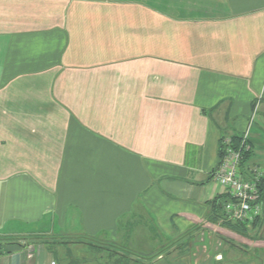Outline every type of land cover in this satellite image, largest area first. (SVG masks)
Masks as SVG:
<instances>
[{
  "label": "crops",
  "instance_id": "obj_1",
  "mask_svg": "<svg viewBox=\"0 0 264 264\" xmlns=\"http://www.w3.org/2000/svg\"><path fill=\"white\" fill-rule=\"evenodd\" d=\"M257 104L247 178L264 0H0V264H264L209 219Z\"/></svg>",
  "mask_w": 264,
  "mask_h": 264
},
{
  "label": "built area",
  "instance_id": "obj_2",
  "mask_svg": "<svg viewBox=\"0 0 264 264\" xmlns=\"http://www.w3.org/2000/svg\"><path fill=\"white\" fill-rule=\"evenodd\" d=\"M258 110L259 104L255 107L252 120L242 135V141L238 148H234L230 138H225L223 141V154L214 172V179L228 195L223 206L224 222L252 223L262 215L264 210L259 188L260 182L264 178V166H254L250 170L249 178L242 172L244 152L249 149L251 127Z\"/></svg>",
  "mask_w": 264,
  "mask_h": 264
},
{
  "label": "trees",
  "instance_id": "obj_3",
  "mask_svg": "<svg viewBox=\"0 0 264 264\" xmlns=\"http://www.w3.org/2000/svg\"><path fill=\"white\" fill-rule=\"evenodd\" d=\"M225 136H223L222 140H221V147H220V151H219V158H221L222 154H223V141L225 140ZM232 140V144L234 146V148H238L241 144L242 141V136H232L230 138ZM251 141H249L248 146L249 149L247 151L244 152V158H243V162H242V167L247 164L253 155V150H252V146H251ZM260 193H261V200L262 203H264V178H262L260 185ZM228 199V195H223V196H219L216 199H214L209 206L212 209V213L210 216V222L217 224L221 221H223L225 219L224 217V211H223V206L225 201ZM223 228H226L234 233H236L237 235L244 237V238H251L254 239V237L256 236H252V234H250V231H254L255 234H262L264 233V210H263V214L261 217L257 218L254 222L252 223H233V222H224L221 223ZM192 231L186 235V237L180 238L178 240H170L168 241L166 244H164L161 248H158L153 254H151V256H144L141 259L143 260H153L159 256H169L172 255L175 251L181 249L184 246H187L190 244V241H192V235H191ZM259 234V235H260ZM261 237V236H259ZM258 237V238H259ZM262 238V237H261ZM1 248V247H0ZM2 250V249H1ZM108 252L110 253V258L112 259L115 255H119V252H116L114 250H108ZM117 253V254H116ZM131 254H120L119 257L120 259L117 260V262H115L116 264H150V263H143L139 260H133L132 258H130ZM114 264V263H111Z\"/></svg>",
  "mask_w": 264,
  "mask_h": 264
},
{
  "label": "rangeland",
  "instance_id": "obj_4",
  "mask_svg": "<svg viewBox=\"0 0 264 264\" xmlns=\"http://www.w3.org/2000/svg\"><path fill=\"white\" fill-rule=\"evenodd\" d=\"M262 214H263V212H262ZM262 216V215H261ZM260 216V217H261ZM251 233L250 234H252V236H255L254 237V239H251V238H244V237H242V238H239L238 239V244L240 245V246H242V247H245V248H260L262 245H261V243L264 245V233H262V234H255V232L254 231H250ZM259 236H261V237H259ZM259 237V238H258ZM159 248V247H158ZM157 248V249H158ZM112 250H114V251H116V252H120V254H131V255H129L130 256V258H132L133 260H140V261H143L142 259H140V258H142V257H140V254L137 252V253H132V252H130L129 250H125V251H123V250H120V249H115V248H112ZM134 255V256H133ZM141 256H143V255H141ZM97 257V256H96Z\"/></svg>",
  "mask_w": 264,
  "mask_h": 264
}]
</instances>
